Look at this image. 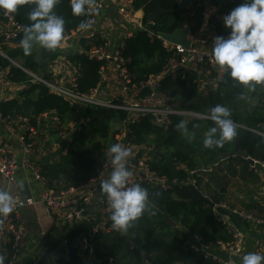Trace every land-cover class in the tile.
<instances>
[{
	"label": "trees",
	"instance_id": "obj_1",
	"mask_svg": "<svg viewBox=\"0 0 264 264\" xmlns=\"http://www.w3.org/2000/svg\"><path fill=\"white\" fill-rule=\"evenodd\" d=\"M178 1L133 0L131 6L134 14H140L142 24L147 23V14L156 11L159 7L165 10L166 14L159 16L151 24V30L172 33L181 27V14L172 13ZM241 3L243 0H229L224 14H229ZM214 5L216 6V3ZM32 7L30 2L19 7L16 13L11 14L22 28L18 40L23 37L24 27L29 24L27 15ZM54 12L65 20L64 33H69L86 21L85 14L73 15L69 0H57ZM222 29L221 26H218L217 32L228 31L226 28H224L226 30ZM77 41L79 47L85 50L89 46L102 43L99 37L79 38ZM19 46L21 45L19 44ZM3 51L4 57L0 55V68L9 67L8 79L11 82L25 83L26 88L19 94L18 98L0 102L1 117L7 121L20 117L32 121L41 113L53 110L61 121H65L72 111L71 105L62 97L49 93L43 84L32 83L28 73L11 63L22 59L23 67L29 72L36 73L38 70L44 72V67L60 55L58 49L52 51L42 49L41 61L38 63L33 61L32 54L25 55L22 47H4ZM121 54L129 60L127 68L130 77L135 81H143L148 76L162 71L171 51L163 46L161 39L151 35L147 30H136L131 37L124 39ZM65 58L80 66L76 91L87 93L98 84L99 71L105 65L104 61L89 59L80 50L68 53ZM197 77L198 74L192 70L186 73L184 77L182 75L178 77L166 76L161 79V90L171 98L179 97L181 103H184V108L188 110L201 112L207 108L212 109L219 104L229 108L233 121L242 122L249 126L264 124V114L257 111L245 110V114L242 116L235 113L232 105L245 107L244 99L247 89L232 80L227 72H223L219 89L209 93L208 97L199 94ZM262 108H264L263 105ZM82 117L85 122L83 128L85 134L100 135L105 139L109 136L110 122L123 120L125 113L89 107L84 108ZM181 121L182 118L180 117H172L171 123L164 131L165 133H160L161 129L153 126L147 117L141 118L139 123L130 126L128 129V138L135 145L145 143L150 136H155L156 148L162 147L165 152L161 156L154 155L156 160L150 162L151 169L156 175L164 176L170 181L176 180L179 184L169 190L143 186L149 193L151 211L134 222L127 230V234L104 238L97 248V257L102 259L103 257H113L116 258L118 264H217L211 259L196 254L189 243L195 235L201 236L204 240H214L217 237L213 236L212 233L216 231H220L221 234L218 237L224 239H227V234L214 219L210 207L202 200L194 198L190 185L180 183L187 182L188 178H192L201 194L208 196L214 203L225 202L222 197L217 195L219 193L214 191L212 182L207 180L205 187L202 186V178L207 175L206 172L194 171L198 166V161L207 167L216 158L217 160L221 159L219 154L239 152L264 163V138L249 131L238 129L239 149H235L233 141H231L226 142L222 147L207 148V151L202 154L200 147L196 146L195 142L182 141L180 137L183 139L184 135L191 130L195 140H197L196 136L201 135L200 133L205 134L207 131L201 127H196L195 125L198 123L196 120L187 125V132L178 131L176 125ZM208 123L214 125L213 122ZM85 134L81 133L77 140L71 142L67 154L60 157V160L41 166L42 176L48 179L52 185L77 187L95 175L97 161L91 148L97 149L99 146L97 144L92 145L91 141L86 140ZM165 156H169V159L166 160ZM239 157L241 156H230L228 160L240 162ZM221 161L217 162L220 163ZM241 161L248 163L244 158ZM190 171L193 173L190 174ZM247 171L251 173L248 169ZM181 218L183 221L180 220ZM166 221L171 222L172 225L165 223ZM89 231L90 227L82 225L81 227H74L66 233L62 232L59 236L47 235L45 252L36 264H80L78 260L70 262L67 259V248L64 241L73 242L76 237L86 235ZM148 257L151 263L148 262Z\"/></svg>",
	"mask_w": 264,
	"mask_h": 264
},
{
	"label": "built area",
	"instance_id": "obj_2",
	"mask_svg": "<svg viewBox=\"0 0 264 264\" xmlns=\"http://www.w3.org/2000/svg\"><path fill=\"white\" fill-rule=\"evenodd\" d=\"M111 1L117 6V9H121L117 10L118 19L123 22L130 21V23L135 25V31L147 30V23L142 24L140 14H134L132 11L133 0ZM69 3L72 6L73 0H69ZM103 9L104 6L99 0H90V6L86 5L85 13V23L89 26L86 29L78 27L69 33H64L62 39V42L67 44L68 47L79 38L92 39L99 37L102 40L101 44L89 46L86 50L79 49L89 59L105 62V65L99 71V82L94 88L87 93L76 91V81L79 76L80 66L71 63L65 58L67 55H63L65 49L62 50L59 58L65 59L66 70L69 71L68 77H60L52 73L50 69L48 70L49 73L42 77H37L35 74L28 72L37 82L43 84L49 93L62 97L71 107L76 105L84 108H104L124 112L125 118L121 120V125L127 131L124 130V132L115 135L111 145L119 143L130 149L131 155L127 161V167L133 173L130 177V184H139L141 187H158L163 190L172 189L179 184L176 180L170 181L164 176L156 175L151 169L150 162L152 160L147 155L157 153L156 146L148 142L140 145L131 144L127 136L128 129L145 117L149 118L153 126L162 128L163 131L166 130L174 116L198 118L213 122L208 115L210 108H207L203 113L185 109L184 106L182 107L183 103H181L179 97L171 98L161 90V79L166 76L178 77L182 75L184 77L190 70L202 73L206 63L207 67H209L207 68V73L208 75L211 74L212 69L217 66L212 55L213 40L218 36L227 38L228 32H207V35H203L200 31L191 32L187 37L189 42L187 47L162 40L163 46L171 51L162 71L148 76L143 81H135L130 77L127 68L129 60L125 59L121 54L124 39L131 37L135 31L127 34L118 45L111 46L103 35V28L100 25L101 11ZM0 18L6 20L9 24L8 29H0V55L4 56L2 45L15 43L22 28L11 14L6 15L2 10H0ZM149 33L153 35L151 32ZM16 66L26 71L23 66ZM201 66L203 67L199 70L198 68ZM110 69L115 73L116 82V91L112 96H108L103 89V83L110 74ZM219 78H222L221 72L219 73ZM198 80L199 78L197 77ZM257 87L258 90L256 91L253 89L249 90L246 87L247 92L244 100L247 103L249 98L261 94V98L255 101V104L264 106V85ZM200 88L201 86H199ZM39 117L43 121L48 122L58 135L62 136L65 134L63 121H61L55 111L43 112ZM19 120L21 122L20 129L22 130L19 141L22 150L25 153H30L35 148L37 129L29 123V119L20 117ZM234 122L237 125V130L243 129L264 138V124L249 126L242 122ZM160 155H163L161 150ZM230 156L236 157L237 154H231L228 157L224 156L221 159L222 161H227ZM94 157L97 161L96 173L86 183L77 187L54 186L42 176L39 166L32 165L27 160L19 161L17 156L5 146H0V177L6 186V190H9L16 200L13 211L6 217L0 216V256L4 257L5 264H14L21 248L25 245L19 212L24 207L34 204L33 198H22L14 192L15 175L19 169H31L41 183L40 203L44 215L56 223L60 230L64 228L66 229L64 233H66L74 227H81L82 225L90 227L88 234L76 237L71 242L76 249V257H80V259L77 257L80 264H118L116 258L103 257L102 259L97 257L96 253L104 238L127 234V231H117L112 227V222L108 218L110 205L107 197L101 191L102 182L111 174V162L107 160V156L105 158ZM243 158L247 160V169L251 173L259 174L264 171V163L244 155ZM250 161L252 162L250 163ZM201 172L207 173V170L204 169ZM192 173L193 171H190V174ZM180 184L195 186L192 178H188L187 182ZM210 209L214 219L225 227L227 239L204 240L201 236L195 235L189 246L196 254L211 259L217 264H241L239 256L244 246L242 230L223 213L261 228H264V217L232 207L225 202H213V206ZM255 252L264 255L259 246L255 248Z\"/></svg>",
	"mask_w": 264,
	"mask_h": 264
},
{
	"label": "crops",
	"instance_id": "obj_3",
	"mask_svg": "<svg viewBox=\"0 0 264 264\" xmlns=\"http://www.w3.org/2000/svg\"><path fill=\"white\" fill-rule=\"evenodd\" d=\"M99 1H101V3L103 4V2L106 0ZM218 1L219 0H189L188 6L181 13V26H188L190 28L189 33L194 31H200V33L202 32L203 35H207V32H216L218 26H221V28H223L222 30H226L224 29L225 26L223 24V19H220L219 23L214 24L215 18H217L218 14ZM213 2L216 3V6ZM109 5L110 6H104L103 4L104 9L101 11L102 17L100 18V25L101 28H103V35L105 36L107 41H109V44L112 46L118 45L120 41H122L126 37L127 34L133 33L136 27L135 25L130 23V21H124V23L123 21L118 19V11L121 9L118 8L117 11L115 9V5L112 2H110ZM8 28V22L0 18V29ZM4 46L10 48L21 47L19 46V44L16 43L5 44ZM61 46L64 47L63 44H61ZM69 47H73L72 49L74 50L80 49L77 41L72 42ZM59 56L56 60L48 63L46 67H44V73L48 74V70L50 69L52 73L57 74L60 77H68L69 71L66 70L65 59H60ZM38 60L39 59H33V61L36 63H38ZM18 62L23 63V60L19 59L14 62V64L22 65ZM22 66H24V63ZM202 67L203 66L199 67L198 69L201 70ZM207 68L209 67H207L206 63L202 73H198V71L195 70L192 71L198 74L199 80L200 78L202 80L205 79V83L208 82V79H210V77H212L210 79L211 81L209 82V85L218 82L219 89V82L222 78L220 79L218 75L217 79L215 80L213 79V77H216V74L220 72L223 75L224 70L222 71L221 68L216 66V68L212 69L211 71L213 76L212 74H209V77V75L207 76ZM9 70V67L0 68V102L18 98L19 94L26 88L25 83L11 82L8 79ZM203 75H206V77L203 78ZM199 86L203 88L204 83H199ZM103 89L108 96H112L115 94V73L112 69H110V74L107 76L106 81L103 83ZM201 93L203 95H207V91L202 92L200 90L199 94ZM257 97L259 100L261 98V95ZM245 104V107L238 106L240 107L239 110L235 111L238 116L244 115L245 110L254 111V109L258 108L259 106L255 103H253L251 106L248 105L246 102ZM208 122L209 121H207V124H209ZM29 123L37 129V134L35 135V148L32 152L25 153L22 150L19 141V137L22 134V130L20 129L21 122L19 118L14 119L12 121H7L3 119L0 115V146H5L10 152L17 156L19 161L27 160L32 165L39 166L40 170L43 164H50L56 162L60 160V157L65 156L67 154L69 143H67V148H63L62 144L59 143V141L61 140L65 141V134L62 136L58 135L57 132L52 129V126H50L48 122L43 121L39 116H37L35 119H32V121L30 120ZM49 133H54L57 138H53L51 142L52 145H50L49 148L44 151V149L42 148V144H44V142H49ZM39 136L43 137L42 142L39 141ZM157 149L164 150V148L162 147ZM231 154L235 153H223L219 154V157H228ZM237 155H240L242 157H239L240 162H231V160H227L221 161L219 163L217 161H220L222 159L217 160L216 158L209 165H207V180L213 181L212 183L214 191L219 193L217 195L222 197V199L228 205L248 211L253 215L264 217V171L259 174L249 173L247 171V164L241 161V159H243V154L238 153ZM21 180L24 182V187L22 190L18 187L17 183ZM215 180H217V182H215ZM215 183L217 185H215ZM0 189L6 190V186L2 181L1 177ZM41 190L42 185L35 177L31 169L17 170V173L15 175L14 192L22 198H33L34 204L32 206L24 207L19 212L20 223L24 232L25 245L23 246V248H21L18 254V258L14 264H36L39 258L45 252L46 236H59L62 234V231L57 226V224L44 215L43 208L40 203ZM223 215H225L227 218L232 219L242 230L244 237V246L242 253L239 256L240 262L241 258L244 255L250 252H255V248L257 246H259L264 252V228L254 226L245 221H240L236 217L228 215L226 213H223ZM212 234L217 238H222L218 237L219 234H221L220 231H216Z\"/></svg>",
	"mask_w": 264,
	"mask_h": 264
},
{
	"label": "clouds",
	"instance_id": "obj_4",
	"mask_svg": "<svg viewBox=\"0 0 264 264\" xmlns=\"http://www.w3.org/2000/svg\"><path fill=\"white\" fill-rule=\"evenodd\" d=\"M32 3L27 15L29 24L24 27L20 45L29 55L34 45L45 50H55L62 42L65 32V20L55 14L57 0H0V10L14 14L19 7ZM90 0H73L72 12L75 16L86 13ZM228 36L215 37L212 55L216 65L227 72L229 77L249 90L264 85V0H243L239 6L223 17ZM89 25L81 23L86 29ZM209 119L213 127L205 133V148L222 147L238 135L237 125L231 118L229 108L216 105L210 110ZM178 131L187 132V124L181 121L176 125ZM131 155L130 149L119 143L111 145L107 151L112 171L101 184V191L110 205L109 219L117 231H127L134 222L151 211L149 193L139 184H130L133 173L127 167ZM22 190L24 182L18 181ZM16 204L9 190L0 189V216H8ZM0 264H5L0 256ZM241 264H264V255L250 252L241 258Z\"/></svg>",
	"mask_w": 264,
	"mask_h": 264
},
{
	"label": "rangeland",
	"instance_id": "obj_5",
	"mask_svg": "<svg viewBox=\"0 0 264 264\" xmlns=\"http://www.w3.org/2000/svg\"><path fill=\"white\" fill-rule=\"evenodd\" d=\"M229 2V0H219L217 3H218V14H217V18H215V22H214V24H216V23H219L220 22V19H223V17L225 16V11L227 10V3ZM22 39V38H21ZM21 39H19L18 41H16L15 43L16 44H20V40ZM76 42V41H75ZM61 44H63L64 45V47L63 46H61ZM61 44L59 45V47L57 48L58 49V51H59V53L61 54L62 53V50H64L65 49V53L63 54V55H65V54H68V53H70V52H72V51H77V50H74V49H72V48H70V47H68L67 46V44H65V43H63V42H61ZM5 46L3 45L1 48L3 49ZM43 48H41L39 45H34V47H33V49H32V52H31V54H32V57H33V59H39L38 60V62H40V53H41V50H42ZM2 53H4V51H2ZM18 63H20V64H22L23 65V63L22 62H18ZM12 64L16 67V65L14 64V62H12ZM21 65V66H22ZM33 75L35 74L37 77H42L45 73L43 72V71H41V70H38L36 73H32ZM212 74V73H211ZM218 75H219V73L218 74H216V77H213V79H217V77H218ZM207 76H208V73H207ZM212 76H213V74H212ZM203 78L204 77H206V75H203L202 76ZM209 77H210V75H209ZM32 78V77H31ZM212 77H210V79H211ZM199 81V83H201V84H203L204 83V86H203V88H200V90L202 91V92H206L207 91V95H205V96H209V93H211V92H216L217 91V89H218V84H216V82H215V84H210L209 85V82L211 81V80H208V82H206L205 83V79H201L200 78V80H198ZM204 87H206V88H204ZM253 90H258V87L256 86ZM257 95H255V96H253V97H251V98H249L247 101V104L248 105H252L253 103H255V101H257L258 100V97H256ZM257 106V105H256ZM262 105H259L258 106V108H255L254 109V111H257V112H259L260 114H264V108H262L261 107ZM83 108L84 107H79V106H76V105H73L72 106V111H71V113L66 117V119H65V121L63 122V125H64V130H65V141L64 140H61V141H59V143L60 144H62V146H63V148H67L68 147V144L67 143H69V145L71 144V142H73V141H75V140H77L78 138H79V135L81 134V133H84L85 134V132L83 131V128H84V124H85V122H84V120H83V117H82V112H83ZM232 108L235 110V111H238L239 110V108L240 107H238L236 104H233L232 105ZM194 112H197V111H194ZM204 111H201V112H197V113H203ZM241 112V111H240ZM193 120H196V121H198V123L195 125L196 127H201L204 131L206 130V131H208L209 130V128H211V127H213V125H209V124H207V122L206 121H204V120H202V119H198V118H189V117H186V118H182V121H185L186 122V124L188 125L189 123H191ZM214 123V122H213ZM208 126V127H207ZM86 129V128H85ZM84 129V130H85ZM108 133H109V136L107 137V138H105L104 139V137H102V136H100V135H94V134H91V135H89V134H85L86 136H85V138H86V140H88V141H91L90 143H92V145L93 144H97L99 147L97 148V149H92L91 148V150L93 151V155L94 156H98L99 158H104L105 156H106V151H107V149L111 146V144H112V141H113V139H114V136L115 135H118L119 133H121V132H124V130H126V129H124V126L123 125H121V120H115V121H112V122H110V124H109V127H108ZM161 130H163L162 128H160ZM160 130V133H165L164 131H161ZM127 131V130H126ZM201 135H199V136H196L197 138V140H195V136H194V133L190 130V131H188L185 135H184V137H183V139H182V137H180V139L182 140V141H187V142H189V143H191V142H195V144H196V146H198V147H200V149H201V153L203 154L205 151H207V148H205L204 147V145H203V140H204V137H205V134L204 133H200ZM166 135V134H165ZM49 137H50V140H49V142H44V144H42V148L44 149V151H46L48 148H49V146L50 145H52V139L53 138H57L56 136H55V134L54 133H49ZM102 137V138H101ZM39 141H43V137L42 136H39ZM147 142L148 143H152V144H156V142H155V136H150L149 137V139L147 140ZM41 145V144H40ZM40 145H39V147H40ZM90 147V146H89ZM172 149V148H171ZM162 150V149H161ZM174 150V149H173ZM163 152H162V154H164V150H162ZM159 153V154H158ZM239 152H236L235 154H238ZM143 154V153H142ZM155 154H158V156H161L160 155V149H157V153H150L149 155H147L148 157H150V159L153 161V160H155V157H154V155ZM165 155H167L166 153H165ZM166 157V160H168L169 159V156H165ZM206 157V156H205ZM197 160V159H196ZM204 166H206V165H202V164H200V162L198 161V166L196 167V169L194 170V171H198L199 170V172L200 173H202L201 172V170H204V169H206L207 170V168L206 167H204ZM204 167V168H203ZM203 179V182H202V186L203 187H205V185H206V183H207V176L206 177H203L202 178ZM209 182L211 183V182H213L212 180H209ZM215 182H217V180H215ZM215 185H217L216 183H215ZM209 188H211L212 189V187L211 186H209ZM165 223H168V224H170V225H172V223L171 222H169V221H166ZM66 229H64V228H62V232H64ZM79 259H80V257L79 256H77Z\"/></svg>",
	"mask_w": 264,
	"mask_h": 264
},
{
	"label": "water",
	"instance_id": "obj_6",
	"mask_svg": "<svg viewBox=\"0 0 264 264\" xmlns=\"http://www.w3.org/2000/svg\"><path fill=\"white\" fill-rule=\"evenodd\" d=\"M103 4H104V6H107V5L110 6L109 5L110 1L106 0L103 2ZM188 4H189V0H179L177 3V6L173 9L172 13L181 14L183 12V10L186 9ZM115 9L117 10L116 5H115ZM163 14H166V11L161 9L160 7L156 11L147 14V24H146L147 30L163 41H166V42L171 43V44H179V45H182L184 47H187L189 45V42L187 40V35L189 34V30H190V28L188 26L178 27L172 33L154 32L151 30V24L154 22V20L156 18H158L159 16H161ZM24 72L28 73V75L30 77H32L29 74L27 69ZM31 79H32L31 80L32 83L37 82V80H35L33 77ZM183 106H184V103L182 104V107ZM208 115L210 116V111H208ZM233 144H234L235 149L240 148L238 135L233 139ZM251 162L252 161H250V163ZM190 189L192 190V192L194 194V198L202 200L209 207L213 206V201L208 196L201 194L197 187L191 185ZM180 220L183 221V218H181ZM65 244H66V248H67V259L70 262L76 261L77 257H76L75 247L72 245V243L70 241H66ZM148 262L151 263V260L149 257H148Z\"/></svg>",
	"mask_w": 264,
	"mask_h": 264
},
{
	"label": "bare ground",
	"instance_id": "obj_7",
	"mask_svg": "<svg viewBox=\"0 0 264 264\" xmlns=\"http://www.w3.org/2000/svg\"><path fill=\"white\" fill-rule=\"evenodd\" d=\"M100 2H101V1H100ZM110 2H112V1L110 0ZM112 3H113V2H112ZM113 4H114V3H113ZM114 5H115V4H114ZM260 95H261V94H257V96H260ZM257 96H256V97H257ZM161 190H163V189H161ZM219 224H220V222H219ZM220 226H221V228H222L223 231H226L224 226H222L221 224H220Z\"/></svg>",
	"mask_w": 264,
	"mask_h": 264
}]
</instances>
